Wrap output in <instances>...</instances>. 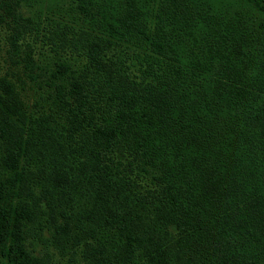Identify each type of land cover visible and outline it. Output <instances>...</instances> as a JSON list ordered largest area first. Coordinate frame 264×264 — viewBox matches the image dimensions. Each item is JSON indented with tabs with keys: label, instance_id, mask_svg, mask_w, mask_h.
Returning <instances> with one entry per match:
<instances>
[{
	"label": "trees",
	"instance_id": "16d2710c",
	"mask_svg": "<svg viewBox=\"0 0 264 264\" xmlns=\"http://www.w3.org/2000/svg\"><path fill=\"white\" fill-rule=\"evenodd\" d=\"M0 21L3 263L39 264L43 217L95 264H264V0H0Z\"/></svg>",
	"mask_w": 264,
	"mask_h": 264
},
{
	"label": "rangeland",
	"instance_id": "374dc122",
	"mask_svg": "<svg viewBox=\"0 0 264 264\" xmlns=\"http://www.w3.org/2000/svg\"><path fill=\"white\" fill-rule=\"evenodd\" d=\"M57 2H59V0H57ZM27 12L28 9L24 7L23 13ZM150 19L153 22V17H150ZM6 31V26L0 21V65L6 67V65L10 64L9 66L12 69L14 64L11 62L10 57H16V55H10L6 52V47L8 45L6 36L9 33V31ZM20 40L21 39H18V41ZM22 41L28 42L29 45L24 46L23 49H25L31 57L36 58L37 49H39V39L24 37ZM19 54L21 55V53ZM13 71L16 75L20 74L19 69H14ZM54 234L55 233L50 229L48 223L43 221V217L42 219L38 218L28 223L25 233V244L33 254L39 257V264H95L92 263L93 259H91V257L85 256L86 251L83 248V244L76 245L74 250L67 249L63 246L67 242L53 240ZM0 264L5 263L0 259Z\"/></svg>",
	"mask_w": 264,
	"mask_h": 264
}]
</instances>
